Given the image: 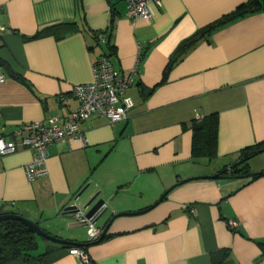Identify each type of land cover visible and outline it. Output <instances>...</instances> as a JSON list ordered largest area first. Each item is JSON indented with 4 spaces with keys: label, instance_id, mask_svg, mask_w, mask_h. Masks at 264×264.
I'll return each instance as SVG.
<instances>
[{
    "label": "crops",
    "instance_id": "1",
    "mask_svg": "<svg viewBox=\"0 0 264 264\" xmlns=\"http://www.w3.org/2000/svg\"><path fill=\"white\" fill-rule=\"evenodd\" d=\"M247 1L160 0L149 5V21L132 22L124 0H0L5 133L77 108L73 88L92 82L93 62L108 51L95 33L109 37L117 72L128 75L137 64L125 92L133 102L127 119L110 125L92 115L81 126L85 144H50L46 177L27 181L29 149L0 160L2 212L21 214L58 238L88 242L87 228L72 225L65 209L82 208L98 193L109 214L142 213L115 218L107 238L86 248L88 264H264L258 244L264 243V177L209 178L238 163L243 149L264 142V10L201 39L170 63L183 41ZM66 22L75 27L63 38H33ZM196 111L218 118L212 161L191 157ZM248 169L264 170V152ZM33 254H44L43 262L20 257L6 264H83L47 240L38 241Z\"/></svg>",
    "mask_w": 264,
    "mask_h": 264
},
{
    "label": "built area",
    "instance_id": "2",
    "mask_svg": "<svg viewBox=\"0 0 264 264\" xmlns=\"http://www.w3.org/2000/svg\"><path fill=\"white\" fill-rule=\"evenodd\" d=\"M126 15L132 21L139 19L149 21L151 14L150 4L160 6V0H124ZM1 11V7H0ZM5 31V26L0 22V38ZM99 43H105L102 33L96 35ZM139 62V59L138 61ZM93 80L88 84L77 85L73 94L78 106L68 116L53 115L40 122L23 123L9 133L3 131L0 123V160L8 154L20 149H29L33 152L31 161L25 165L26 179L32 183L48 175L47 147L52 143L63 140H73L85 144L82 124L92 115L106 118L110 125L127 119V112L133 107L131 98L125 95L127 89L134 84L136 67L128 75L117 72L110 60L99 56L92 64ZM4 75L0 73V82ZM204 115L196 111L195 121L203 120ZM75 223H85L89 241L100 238L103 228H99L90 219L85 218V211L79 209L73 214ZM230 228L237 226L235 221H229ZM70 253L76 256L83 264H88L90 259L82 249L71 248Z\"/></svg>",
    "mask_w": 264,
    "mask_h": 264
},
{
    "label": "trees",
    "instance_id": "3",
    "mask_svg": "<svg viewBox=\"0 0 264 264\" xmlns=\"http://www.w3.org/2000/svg\"><path fill=\"white\" fill-rule=\"evenodd\" d=\"M260 10H264V0H248L246 3L239 5L236 9L226 15H223L214 22L199 29L192 37L183 41L175 51L174 55L170 59L171 62L178 61L187 53L201 39H208L217 30L229 25L230 23L245 18ZM75 27L72 22L58 23L47 26L42 30L36 32L33 38L53 35L60 39L68 35ZM104 36L106 32H100ZM97 33L94 34L96 38ZM97 39V38H96ZM105 48L107 53L102 55L110 59L109 54L113 52V47L109 43V37H105ZM97 41V40H96ZM97 45L100 43L97 41ZM109 52V53H108ZM140 60V59H139ZM16 80L22 82L26 86H29L20 76H13ZM218 133V118L216 114L204 116L203 120L195 121L192 127V143H191V157L193 160L204 158L207 161H212L216 158V144ZM264 152V142L258 143L254 146L247 147L240 152L239 161L234 165L232 169L224 168L218 173L222 176H228L229 178L239 177H251V179L264 177V170L258 173H250L248 169V162L256 155ZM37 223V222H36ZM38 224V223H37ZM0 246L2 252L0 254V264H6L11 260L23 257L25 260L37 259L43 262L44 254L34 256L38 248V241H45L44 239L35 235L28 227L19 221H4L0 223ZM107 238L105 235L102 240ZM101 240V241H102ZM98 241V240H96ZM95 241L78 242L81 244H88L83 246H62L66 248L82 249L86 252V248ZM100 242V241H99ZM96 242V243H99ZM95 244V243H93ZM262 253H264V243H258Z\"/></svg>",
    "mask_w": 264,
    "mask_h": 264
},
{
    "label": "water",
    "instance_id": "4",
    "mask_svg": "<svg viewBox=\"0 0 264 264\" xmlns=\"http://www.w3.org/2000/svg\"><path fill=\"white\" fill-rule=\"evenodd\" d=\"M233 167H234V165L229 167V169H232ZM209 178L217 180V179L229 178V177L228 176H222L221 174L217 173L213 176H210ZM186 181H188V180H186ZM186 181H183V182H186ZM183 182H180L178 184H181ZM82 192H83V190L76 195V197L74 198L75 201H77L80 198V196L82 195ZM163 197H165V194H164V196H162V198L159 201H161L163 199ZM159 201L157 203H159ZM79 209L85 211V218L90 219L94 224L98 223L105 216L108 219L106 224L103 227V232H102L100 238L98 239V241H95L93 243L99 242L103 239V237L107 234V231L109 229L110 224L112 223V221L115 218L121 217V216H132V215H136L138 213H142V212H134V213L133 212H122L119 214H109V207L106 205L105 201L102 198H98V193L91 196L84 203L82 208H79L76 204H73V205L67 207L65 209V214H70V215L72 214L73 215ZM9 220L21 222L26 227H28L38 237H40L44 240H47L51 243L60 245V246H76V247H79V246H83V245H85V246L88 245V244H81L78 242L69 241V240H65V239L53 236V235L49 234L46 230H44L36 222L24 217L23 215L18 214L14 211L4 213V212H2V208H0V223L4 222V221H9ZM72 225H75L78 228H86L85 223H75L74 222ZM0 235H1V232H0ZM1 252H2V247L0 246V254H1Z\"/></svg>",
    "mask_w": 264,
    "mask_h": 264
},
{
    "label": "rangeland",
    "instance_id": "5",
    "mask_svg": "<svg viewBox=\"0 0 264 264\" xmlns=\"http://www.w3.org/2000/svg\"><path fill=\"white\" fill-rule=\"evenodd\" d=\"M256 162H257V161H254V162L252 161V163H250V165H251L253 168H255V167H256ZM79 230L85 232V231H86V228H80Z\"/></svg>",
    "mask_w": 264,
    "mask_h": 264
}]
</instances>
